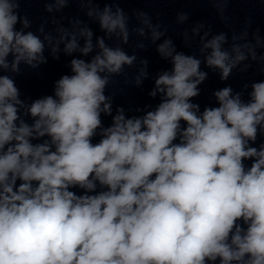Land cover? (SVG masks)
Instances as JSON below:
<instances>
[{
  "label": "clouds",
  "instance_id": "9594fccd",
  "mask_svg": "<svg viewBox=\"0 0 264 264\" xmlns=\"http://www.w3.org/2000/svg\"><path fill=\"white\" fill-rule=\"evenodd\" d=\"M24 2L0 0V264H264V139L257 143L264 80L251 84L247 99L225 86L213 92L215 106L201 110L194 100L208 75L202 63L226 81L245 61H264L260 29L249 39L247 21L226 48L228 34L208 38L209 27L200 59L178 51L170 37L157 44L167 28L144 11L134 14L142 26L130 29L119 0L103 9L96 0H72L104 33L95 45L80 19L69 21L71 30L54 19L57 36L43 24V38L28 31ZM69 2L45 8L60 11ZM207 2L229 19L231 0ZM203 28L198 23L193 36ZM131 32L150 35L170 68L157 73L149 92L159 98L155 107L129 117L122 106L113 114L106 89L137 56L106 39L128 44ZM183 36L187 44V31ZM61 44L72 57L70 74L54 82L52 95L26 102L7 73L47 63L46 47L59 59ZM139 64L137 87L148 77V61Z\"/></svg>",
  "mask_w": 264,
  "mask_h": 264
},
{
  "label": "water",
  "instance_id": "95a60500",
  "mask_svg": "<svg viewBox=\"0 0 264 264\" xmlns=\"http://www.w3.org/2000/svg\"><path fill=\"white\" fill-rule=\"evenodd\" d=\"M46 3H54V0H25L21 4V15H27L31 22V27L28 31L41 35L37 29L41 24L44 25V33H51L57 36L55 28L58 24L52 21L55 19L59 25H63L71 30L69 21L80 19L84 21L94 32L93 44L95 45L96 37L103 36L104 33L100 31L98 22L90 19L87 15V8L82 7L77 2L70 0L67 7L60 11L53 8L51 13L46 11ZM99 7L103 9L105 3H113V0H96ZM95 6V5H94ZM119 6L124 9L126 15L132 17L129 28H138L142 25L135 18V13L139 11L146 12L152 20L153 25L161 23V31L167 28L166 36L161 37L156 43H162L165 38L170 37L178 51H183L187 54H192L200 59L203 56L200 53V36L205 31L211 28L209 37L217 35L220 32L228 34L229 43L225 45L229 48L232 40L233 32L239 34L246 28V22L251 21L250 26H247L249 32V39L251 34L260 29V36L264 39V3L261 0H231L228 4L225 16L229 19L225 22L221 19L219 12L213 4L207 0H119ZM115 11V6H113ZM181 13L188 15V19L183 23L179 22L178 16ZM204 24L200 34L193 36L192 29L198 24ZM147 31V30H146ZM187 31L189 41L184 43L183 33ZM242 42V41H241ZM83 45V40L80 41ZM106 43L110 46H121L129 55L135 54L137 61L131 68H125V75L113 77L118 81L117 84L110 83L106 89V94L113 97V114L118 106L125 109L126 116L142 115L144 111L154 108L158 103L157 98H151L149 92L154 87V80L157 73L170 68L168 61L163 60L156 52V45L151 42L150 35L148 37H141L136 32H131L128 44H121L118 39H106ZM143 43V49L138 48L137 45ZM59 59H53L50 49L46 47L45 57L47 63L41 64L37 69H31L25 64L20 65V74L16 75L11 72L7 73L12 75L16 80L17 86L21 91V98L30 103L32 100L40 98L45 95H52L54 82L64 74H70L69 62L72 57L63 53V44L60 46ZM258 54L264 52V49H257ZM74 56H79V53H74ZM91 55V54H90ZM88 59V57H85ZM140 59L148 61V77L144 79L140 86H135L134 77L140 67ZM244 63L250 64L246 71H240L244 67ZM238 68L233 69L232 74L228 80L221 81L219 70H214L201 64V70L208 73L206 80L199 86L201 93L198 97L194 98L196 103H199L201 110L206 105L215 106L216 101L213 97V92L225 86H231L234 92H243L244 98L247 99V92L251 91V84L260 80H264V74H261L260 69L264 67V61H245ZM125 77L128 83L125 84ZM245 85L248 88L245 90ZM149 106V108H145ZM139 108L141 111L137 112ZM103 123L105 126L111 123V117L103 116ZM264 137H258L257 143Z\"/></svg>",
  "mask_w": 264,
  "mask_h": 264
}]
</instances>
